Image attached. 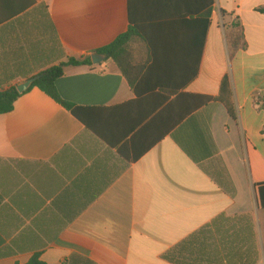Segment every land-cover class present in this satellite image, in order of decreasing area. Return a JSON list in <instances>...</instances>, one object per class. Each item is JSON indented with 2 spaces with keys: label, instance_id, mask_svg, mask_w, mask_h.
Instances as JSON below:
<instances>
[{
  "label": "crops",
  "instance_id": "crops-1",
  "mask_svg": "<svg viewBox=\"0 0 264 264\" xmlns=\"http://www.w3.org/2000/svg\"><path fill=\"white\" fill-rule=\"evenodd\" d=\"M264 0H0V90L140 27L0 115V264H264ZM209 16L207 17V15ZM208 19L209 27L204 23ZM244 29L231 52L227 30ZM17 76L3 86V78ZM32 79V78H31ZM228 81L232 118L222 102Z\"/></svg>",
  "mask_w": 264,
  "mask_h": 264
},
{
  "label": "trees",
  "instance_id": "trees-1",
  "mask_svg": "<svg viewBox=\"0 0 264 264\" xmlns=\"http://www.w3.org/2000/svg\"><path fill=\"white\" fill-rule=\"evenodd\" d=\"M259 12L264 14V8L258 9ZM209 14L207 15V17ZM206 29L209 27V21L206 19L204 22ZM228 43L232 53H235L239 49H245V36L244 29L240 23H233L227 30ZM141 39L146 42V39L142 33L140 27L131 26L127 33L117 38L111 45L101 49L97 54L104 55L107 60H112L118 69L123 73L132 87H135L138 77L141 75V67L134 63L133 49L131 44L136 40ZM92 59L90 57L83 59L68 58L66 62L61 63L60 66H52L44 71H41L37 75L23 76L24 80L31 79L39 76V79L33 84V86L27 91L30 92L34 88H39L42 92L50 96L58 104L66 109H72V105L61 99L57 88L56 82L65 75V68L73 67H93ZM17 76H6L3 78V86L11 83ZM7 89L0 90V115L7 114L13 111L15 102L27 92L20 94L17 90V85H8ZM218 102H222L228 110L230 116L234 118V106L232 100L231 90L229 88L228 81L225 79L222 84L221 94L217 98ZM259 204L264 208V185L259 186ZM198 233L191 236L189 241H194ZM189 241H185L178 245L171 253L167 254L165 258L173 264H184L181 259V253L183 254L184 247H186ZM28 264H46L40 260V258L34 257Z\"/></svg>",
  "mask_w": 264,
  "mask_h": 264
},
{
  "label": "water",
  "instance_id": "water-1",
  "mask_svg": "<svg viewBox=\"0 0 264 264\" xmlns=\"http://www.w3.org/2000/svg\"><path fill=\"white\" fill-rule=\"evenodd\" d=\"M91 59H92L93 65L98 66V65H101L105 60H107V57L104 55H100V54L95 53L91 56ZM38 79H39V76L34 77L32 79H29V80L17 85L18 92L20 94L27 92Z\"/></svg>",
  "mask_w": 264,
  "mask_h": 264
}]
</instances>
